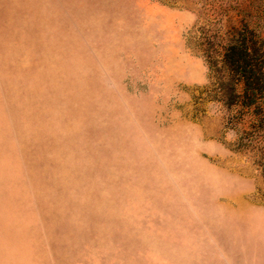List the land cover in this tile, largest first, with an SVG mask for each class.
<instances>
[{"label":"rangeland","instance_id":"rangeland-1","mask_svg":"<svg viewBox=\"0 0 264 264\" xmlns=\"http://www.w3.org/2000/svg\"><path fill=\"white\" fill-rule=\"evenodd\" d=\"M235 29L264 0H0V264H264Z\"/></svg>","mask_w":264,"mask_h":264},{"label":"trees","instance_id":"trees-1","mask_svg":"<svg viewBox=\"0 0 264 264\" xmlns=\"http://www.w3.org/2000/svg\"><path fill=\"white\" fill-rule=\"evenodd\" d=\"M227 39V45L222 46L221 59L243 84L242 105L264 103V46L260 51L257 41L239 29Z\"/></svg>","mask_w":264,"mask_h":264}]
</instances>
